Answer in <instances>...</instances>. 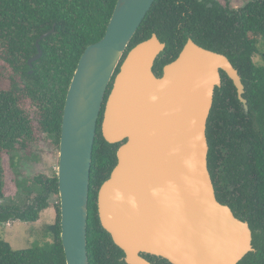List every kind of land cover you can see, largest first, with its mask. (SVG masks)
<instances>
[{
	"label": "water",
	"instance_id": "95a60500",
	"mask_svg": "<svg viewBox=\"0 0 264 264\" xmlns=\"http://www.w3.org/2000/svg\"><path fill=\"white\" fill-rule=\"evenodd\" d=\"M153 1H116L104 35L82 52L67 91L56 172L66 264H90L89 179L103 103L102 135L120 144L98 189V216L126 264H155L142 253L170 264H237L254 250L249 223L217 200L207 164L206 124L221 71L247 111L237 69L223 53L188 38L157 76L152 67L165 43L155 33L120 64ZM52 30L37 39L29 73L42 55L39 40Z\"/></svg>",
	"mask_w": 264,
	"mask_h": 264
},
{
	"label": "trees",
	"instance_id": "16d2710c",
	"mask_svg": "<svg viewBox=\"0 0 264 264\" xmlns=\"http://www.w3.org/2000/svg\"><path fill=\"white\" fill-rule=\"evenodd\" d=\"M117 0H0V224L13 220L35 222L58 195L56 172L32 178L31 188L21 181L27 203L3 204L6 177L3 157L34 153L45 137L59 148L67 91L84 49L105 33ZM210 0H154L127 51L155 33L165 43L153 71L160 76L166 63L176 58L187 38L207 49L223 53L237 69L244 86L237 96L233 81L221 71L206 124L207 164L216 198L229 205L234 215L246 220L252 231L253 251L237 264H264V0H232L237 11H228ZM232 3V4H233ZM40 58L28 60L37 53ZM257 57V59H255ZM119 64V65H120ZM119 65L114 75L119 71ZM114 75L109 82V93ZM105 96V99H106ZM104 103L92 149L87 213V254L90 264H126L124 252L102 227L97 193L116 165L120 143L107 142L101 131ZM54 221L44 236L50 242L15 249L0 236V264H66L60 232V203L54 204ZM155 264L165 258L144 254Z\"/></svg>",
	"mask_w": 264,
	"mask_h": 264
},
{
	"label": "rangeland",
	"instance_id": "374dc122",
	"mask_svg": "<svg viewBox=\"0 0 264 264\" xmlns=\"http://www.w3.org/2000/svg\"><path fill=\"white\" fill-rule=\"evenodd\" d=\"M257 59V57H255ZM1 68V67H0ZM2 72V70L0 69ZM59 148L54 143L53 137H45L38 144L31 155H17L12 160L7 154L3 157L6 177L5 196L1 199L3 204H17L24 206L27 203L25 190L18 184L17 171H20L21 181H26L31 188L35 189L32 178L39 173L48 176L57 172ZM59 196L52 194L49 198L50 207L41 211L39 219L35 222L13 220L0 224V236L15 249H26L30 246H44L50 242L49 237L44 236L46 225L55 218L54 204Z\"/></svg>",
	"mask_w": 264,
	"mask_h": 264
},
{
	"label": "flooded vegetation",
	"instance_id": "af4514ba",
	"mask_svg": "<svg viewBox=\"0 0 264 264\" xmlns=\"http://www.w3.org/2000/svg\"><path fill=\"white\" fill-rule=\"evenodd\" d=\"M179 0H177L178 2ZM199 1H204V0H199ZM213 3H216L219 6H222L224 9L232 12V11H237L239 9V4L233 3L232 0H210L207 5L211 6ZM233 3V4H232ZM190 38V37H189ZM188 39V38H187ZM231 62V61H230ZM162 73V72H161ZM160 73V75H161Z\"/></svg>",
	"mask_w": 264,
	"mask_h": 264
}]
</instances>
